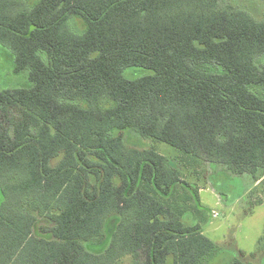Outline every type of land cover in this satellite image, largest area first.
<instances>
[{
  "label": "trees",
  "instance_id": "obj_1",
  "mask_svg": "<svg viewBox=\"0 0 264 264\" xmlns=\"http://www.w3.org/2000/svg\"><path fill=\"white\" fill-rule=\"evenodd\" d=\"M0 44L28 81L0 91V264L219 254L198 190L123 132L260 180L264 20L228 0H0Z\"/></svg>",
  "mask_w": 264,
  "mask_h": 264
},
{
  "label": "rangeland",
  "instance_id": "obj_2",
  "mask_svg": "<svg viewBox=\"0 0 264 264\" xmlns=\"http://www.w3.org/2000/svg\"><path fill=\"white\" fill-rule=\"evenodd\" d=\"M264 20V0H228ZM151 74L142 68H129L125 75L142 77ZM27 78L14 73L12 52L0 44V91L23 87ZM124 133L127 144L137 149H154L169 159L182 173L189 190L197 189L208 221L204 234L220 247L207 264H229L240 258L251 264H264V174L260 180L250 175L236 176L218 164L191 165L187 156L176 148L134 131ZM0 193V201H1ZM217 212V218L213 217ZM115 221L108 228L113 229ZM102 247H96L100 250Z\"/></svg>",
  "mask_w": 264,
  "mask_h": 264
},
{
  "label": "built area",
  "instance_id": "obj_3",
  "mask_svg": "<svg viewBox=\"0 0 264 264\" xmlns=\"http://www.w3.org/2000/svg\"><path fill=\"white\" fill-rule=\"evenodd\" d=\"M217 216H218L217 212H213V217L217 218Z\"/></svg>",
  "mask_w": 264,
  "mask_h": 264
}]
</instances>
